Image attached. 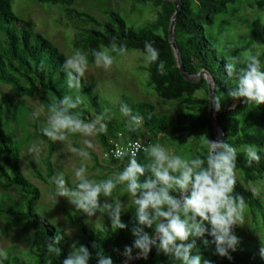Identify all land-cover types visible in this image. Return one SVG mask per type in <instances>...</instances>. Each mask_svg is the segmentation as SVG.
Listing matches in <instances>:
<instances>
[{"label":"trees","instance_id":"trees-1","mask_svg":"<svg viewBox=\"0 0 264 264\" xmlns=\"http://www.w3.org/2000/svg\"><path fill=\"white\" fill-rule=\"evenodd\" d=\"M47 6H56L62 12L67 27L73 30L71 43L73 48L88 53L89 63L94 62L92 50H103L115 46H125L127 51L137 50L145 53V43H151L159 50V61L147 65L149 73L148 86L158 97L164 100L177 101L184 105L183 110L176 113L170 121L167 115H158L155 106L146 101L127 103L134 114L142 117V126L135 132L128 131V119L111 110L113 118L108 122L107 135H97L103 154L108 150L109 141L122 133L124 138H138L154 144V136L166 133L171 139L185 137L193 141L202 137V141L215 140L214 126L209 115L208 83L204 77H198L200 72L207 73L213 85L214 97L220 98V108L217 111L213 105L214 118L222 130L220 140L231 143L240 149L242 145H255L260 151L261 161L247 166L246 157L242 151L237 157V178L235 194L242 196L249 208L254 222L264 223V203L244 183L264 181V103L254 106L246 105L244 98H233L229 93L232 84L228 80L225 65L229 56H242L244 52L257 45L264 50V24L257 30V21L249 29L247 36L240 41L228 37L231 22L228 17L239 10L238 0H134L137 3H150L154 17L141 24L127 20L117 10L104 11L105 18L100 20L93 14L77 10L74 5L77 0H32ZM13 0H0V84H5L14 90L17 97H38L48 107L64 95H75L74 90L67 86L62 65L67 56L50 39L35 29L32 21L18 17L12 9ZM180 9L174 23V39L178 47L183 72L180 70L173 46L169 37V27L175 10ZM115 38V39H113ZM110 53L113 55L116 52ZM163 61V74L158 70L159 62ZM41 63L45 69L40 70ZM185 73V74H184ZM202 76V75H201ZM79 93L84 104L74 111H80L81 118L86 121L94 119L106 107L104 101L93 86L84 79ZM10 104L11 99L3 97ZM113 111V112H112ZM3 106L0 104V184L3 189L18 188L22 193L20 204L7 202L5 195L0 193V217L7 223L19 224L30 222L35 229L32 234V244L29 253L39 259L42 264H63V259L73 248L84 246L92 254L89 264H98L97 253L110 256L114 264H122L130 258L123 255L126 246H132L135 237L131 229L137 226L135 207L125 210L121 220L128 225L125 229H112L111 221L94 229L89 226L86 214L73 207V212L62 210L63 215L76 227V235L71 242L65 230L55 227L46 218L39 215L35 207L40 199L39 188L30 182L23 174L19 165L20 149L11 135L4 129L2 118ZM120 113L121 118L116 114ZM173 123V124H171ZM34 133L48 145L44 159L46 176H43L33 165L36 178L50 184L54 175L52 154L56 150L55 143L44 136L42 127L34 124ZM147 150L137 155L138 162L147 164L151 158ZM207 148L201 143L192 155L206 156ZM191 157V158H192ZM110 164L117 166L119 171L127 164L128 158H104ZM6 224L0 235L8 232ZM151 233L152 229L145 228ZM57 232L63 234V239L57 245L61 252L59 256L49 255L46 245ZM154 234V233H153ZM206 238L211 241L212 237ZM204 238H196L198 254L206 251L209 244ZM214 247L215 245L212 244ZM139 254L133 250L131 255ZM232 259L220 257L223 264H264L261 252L247 248H238L230 253ZM3 264H24L16 256H8ZM124 264H180L174 257L166 256L155 248L147 259L138 256Z\"/></svg>","mask_w":264,"mask_h":264},{"label":"clouds","instance_id":"clouds-1","mask_svg":"<svg viewBox=\"0 0 264 264\" xmlns=\"http://www.w3.org/2000/svg\"><path fill=\"white\" fill-rule=\"evenodd\" d=\"M115 39V38H113ZM112 52L124 55L125 46H115ZM96 67L108 71L114 64V58L105 50H92ZM159 50L151 43H145L144 61L151 65L159 61ZM264 53H253L248 50L242 56H229L225 65L226 75L232 84L229 95L233 98H244L246 105L258 106L264 103ZM88 53L77 50L68 56L62 71L66 76L69 89L75 95H64L47 108L41 106L32 113L34 119L46 114V126L41 132L53 142H65L72 134L83 137L107 135L108 122L113 115L110 109H105L95 119L86 121L81 118L80 111H74L84 104L79 94L82 81L88 71ZM45 66L40 65L43 71ZM164 63L159 62L158 70L163 74ZM213 104L218 111L220 98L213 97ZM119 112L128 119V131L135 132L142 126V117L134 114L133 109L124 102L119 105ZM84 147H70L84 161L91 159L90 149L94 145L90 139H84ZM207 153L205 157L195 155L184 158L172 153L168 148L155 143L147 150L151 158L147 164L138 162L137 151L128 148L117 150L116 159L123 161L128 156V162L112 176L100 181L89 179L88 166L81 163L74 171L78 180L75 187H69L63 173L52 177L50 182L55 190L50 198L57 202V197H66L77 210H82L88 217L97 212L107 214L112 229L128 227L121 220V214L128 204H123L118 197L127 193L132 206L135 207L137 226L131 229L135 237L132 246H126L123 255L131 257L136 250L147 259L153 248L166 256L174 257L180 264H211L202 260L197 249L196 238H204L205 244L215 245V254L232 259L230 253L237 249L239 237L234 233V226L243 225L245 220L246 202L242 196L235 194L237 183V157L242 151L248 167L261 161L260 151L255 145H242L240 149L224 140L213 141L206 139ZM136 149L139 145L135 146ZM38 157V149H30ZM120 195H114L120 186ZM253 195L264 191V181H259L253 188ZM110 198L101 202V198ZM150 228L152 232L144 229ZM154 233V234H153ZM207 236L212 237L209 241ZM63 239V234L57 232L48 240L46 245L49 255H60L57 245ZM264 257V247L261 248ZM92 254L87 247L73 245V250L63 259V264H89ZM98 264H114L110 256L97 253ZM8 257L7 251L0 249V264Z\"/></svg>","mask_w":264,"mask_h":264},{"label":"rangeland","instance_id":"rangeland-1","mask_svg":"<svg viewBox=\"0 0 264 264\" xmlns=\"http://www.w3.org/2000/svg\"><path fill=\"white\" fill-rule=\"evenodd\" d=\"M238 6V12L228 17L236 25H231L233 27H230L227 33L229 38L240 41L247 36L253 22H258L257 30L264 24V0H238ZM74 7L79 11L93 14L100 20L105 18L104 11L107 9L119 11L120 14L134 24H141L148 18L154 17L150 3L141 4L134 0H77ZM12 9L18 17L32 21L35 29L53 41L67 57L78 50L73 48L71 43L73 30L67 27L63 12L58 7L38 4L32 0H13ZM103 50L109 52L114 58L112 68L105 71L96 67L95 62L89 63L85 79L99 93L104 101V107L118 112L121 102L146 101L154 104L158 115H167L170 121L175 119L177 112L183 110V104L173 100L161 99L150 89L151 87L149 88V73L145 70L148 64L145 63L143 58L145 53L132 50L127 51L124 55L119 53L113 55L110 53L111 48H104ZM251 51L253 53H264L263 48L257 45L253 46ZM261 59L264 60V56H261ZM198 77H204L211 82L207 73H203L202 76ZM4 95L6 98L10 97V104L4 102ZM0 104L3 106L4 129L11 135L20 149L19 165L22 172L41 192L40 199L35 207L36 212L55 227L65 230L72 242L76 235V227L63 215L62 210L72 213L74 205L62 196H58L57 202L54 204L50 196L55 187L53 188L50 184L36 178L33 169V165H35L37 170L43 176H46L44 159L48 152V145L35 135L33 127L35 123H38L41 127L46 126V114H41L38 119H34L32 116L35 110L45 105L38 97H17L12 87L5 84H0ZM116 116L118 119L121 118L120 113H117ZM95 117L96 115H94V119ZM203 136L194 141L185 137L171 139L163 132L154 136V144L160 143L176 155L191 158L199 145L205 143V140L202 141ZM84 139H90L94 145V148L89 150L91 159L88 161H84L77 154L70 151L72 146L84 147ZM54 143L56 150L51 158L54 168L53 177L58 173H63L69 187L74 188L78 183L74 171L81 163L87 164L89 179L96 181L106 179L119 172L116 165L110 164L104 159L97 136L83 137L80 134H72L67 141ZM33 148L39 150L38 157L30 152V149ZM237 178L241 179V174L238 171ZM258 182H248L244 185L252 191L253 188L258 186ZM123 187L121 185L114 195L119 196ZM0 193L6 196L5 200L7 202L14 201L18 204L22 202V193L16 187L5 190L0 184ZM256 196L260 197L264 203V191ZM118 199L123 204H128L126 210L134 207L130 205L131 200H129L127 193L121 194ZM104 200L111 202L110 198L102 197L101 202ZM244 216V224L236 225L233 229L235 235L240 239L237 247L261 252V248L264 247V223L262 221L254 222L247 206ZM86 220L90 227L96 229L109 222L110 218L107 214L97 212L92 217L86 215ZM6 224H8L7 221L0 217V233ZM34 230L28 221L19 224L9 223L7 234L5 236L0 235V249L7 251L8 256L18 257L24 264H42L37 257L29 253ZM72 250L73 248L70 245V251ZM201 257L202 260H207L211 264H223L219 256L215 254V247L212 244H209Z\"/></svg>","mask_w":264,"mask_h":264},{"label":"water","instance_id":"water-1","mask_svg":"<svg viewBox=\"0 0 264 264\" xmlns=\"http://www.w3.org/2000/svg\"><path fill=\"white\" fill-rule=\"evenodd\" d=\"M179 9H180V4H178V6H177V8L175 10V13H174V15H173V17L171 19V23H170V27H169V37H170V41H171V44L173 46V50L175 52V55H176L180 70L183 72V67H182V64H181L178 47H177V44L175 42L174 34H173L175 18L178 15ZM203 73L204 72H200L198 75L200 76ZM207 83H208V91H209V115H210L211 122L213 123L214 132H215V135H216V138H215L214 141H219L220 139H219L218 133L220 132V135H222V130L220 129V127L218 126V122L214 118V109H213V105L214 104H213L212 98L214 97L215 93H214V90H213L212 83L210 81H208V80H207ZM138 256H141V255L140 254L134 255V256L124 260L122 264H124V263H126V262H128L130 260H133V259H135Z\"/></svg>","mask_w":264,"mask_h":264},{"label":"built area","instance_id":"built-area-1","mask_svg":"<svg viewBox=\"0 0 264 264\" xmlns=\"http://www.w3.org/2000/svg\"><path fill=\"white\" fill-rule=\"evenodd\" d=\"M149 144V141L141 140L138 138L126 139L124 138L122 133H118L117 137L110 139L108 150L103 153V156L104 158L112 157L116 159L114 153L117 150H123L128 148L136 150L138 155L140 152L147 150ZM136 145H139L138 149L135 148ZM125 158H128V156H125L123 159Z\"/></svg>","mask_w":264,"mask_h":264},{"label":"bare ground","instance_id":"bare-ground-1","mask_svg":"<svg viewBox=\"0 0 264 264\" xmlns=\"http://www.w3.org/2000/svg\"><path fill=\"white\" fill-rule=\"evenodd\" d=\"M219 134V133H218Z\"/></svg>","mask_w":264,"mask_h":264}]
</instances>
